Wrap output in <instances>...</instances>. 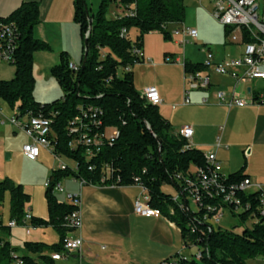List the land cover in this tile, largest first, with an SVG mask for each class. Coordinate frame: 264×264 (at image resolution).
<instances>
[{
  "label": "trees",
  "instance_id": "16d2710c",
  "mask_svg": "<svg viewBox=\"0 0 264 264\" xmlns=\"http://www.w3.org/2000/svg\"><path fill=\"white\" fill-rule=\"evenodd\" d=\"M111 1L114 0H99L96 13L90 14L85 0H73V21L78 25L82 41L80 62L86 40L85 64L83 69L80 63L76 70L69 68L68 54L61 51L49 73L59 85L62 96L43 104L36 102L32 95L34 53L50 50L48 43L33 35V28L39 22V5L36 1H25L6 17H0V24L12 28L10 64L14 66L12 78L0 80V100L16 107L19 114L30 113L49 119L53 131L49 136L52 152L72 163L63 162V168L58 164L48 176L49 183L43 194L45 218L29 211L28 222H23L30 195L21 184H14L9 179L0 181V203L5 191L9 193V222L14 221L19 227H50L57 235V240L51 244L24 241L25 253L16 255L18 248L9 242L11 227L0 219V264H56L50 254L60 252L64 238L73 231L65 217L76 209L72 202L58 200L52 190L66 177L93 185H141L148 204L174 223L181 236L184 253L176 252L159 262L247 264L248 258L264 257V215L260 213V192L235 191L234 197L245 206L241 212H235L234 205L222 201L223 194L218 197L204 195L203 203L228 208L241 223L252 220L251 227L240 232L214 228L213 225L209 231L211 224L202 220L204 208L192 210L185 195L174 199L182 188L175 175L190 174L193 166L207 168L204 153L175 135L169 121L159 113L158 105L151 104L134 87L130 67L143 62L144 36L156 31L164 40H169L171 35L164 27L183 22L184 0H118L123 12L132 14L115 13V16L108 17ZM232 28H225V33ZM132 30L136 32L134 38L130 37ZM242 36L245 42L250 40L244 30ZM0 43L3 44V40ZM206 48L210 49L209 46ZM182 67L184 73L207 69L203 62L189 60H184ZM118 69H121L120 73ZM252 97L257 99V93ZM107 129H111V134L116 132L112 139L105 137ZM86 132L88 136L103 134L100 144L85 145L81 136ZM242 170L222 173L220 182L224 187L237 185L248 178ZM165 184L174 186L176 193H164L161 188ZM193 247L196 252H191L190 256L185 254V250Z\"/></svg>",
  "mask_w": 264,
  "mask_h": 264
},
{
  "label": "crops",
  "instance_id": "0c3cea01",
  "mask_svg": "<svg viewBox=\"0 0 264 264\" xmlns=\"http://www.w3.org/2000/svg\"><path fill=\"white\" fill-rule=\"evenodd\" d=\"M25 1H36L39 5V22L33 28V35L49 44L50 50L46 52L65 51L70 63L78 65L82 41L78 25L72 19L73 0H0V17H6ZM204 3L210 6L211 11L212 5L208 0H192L189 5H185L184 20L179 25L194 27L199 24L200 21L188 17L187 10L195 14L202 12ZM220 25L221 35L215 41L226 48L232 46L233 54L224 48L215 55L212 42L201 41L197 50L202 48L204 56L199 59L197 53L190 50L189 46L185 47V44L179 42L180 38L176 39L177 36L164 40L156 31L148 33L149 36L145 35L147 37L144 36L146 39H143V62L148 61V66H155L156 62H165L166 58L172 59L181 70L182 82L179 80V84L168 91L157 88L153 81L143 88L150 85L157 88L161 99L158 105L159 113L169 121L172 128L177 127L174 132L184 125L191 126L193 132L188 140L190 147L197 148L204 154L214 153L224 174L243 168L242 173L249 177L252 184H259L264 188V78L236 81L227 74H216L211 68L203 71L210 80L206 88H189L183 78L184 60L202 63L207 50L214 54L216 61L243 55L245 41L242 31L232 28L225 33V28L229 27ZM64 26L70 28V42L64 36ZM175 27V24H170L168 29ZM198 32L199 38L209 40L206 31L201 29ZM152 37L158 40V47L155 42L151 44L148 41ZM171 42L175 45L174 49H165ZM178 45H181V48H177ZM261 70L264 72V66ZM185 90H188L190 102L184 105L181 102ZM217 91H222L226 99L232 95L241 97L246 104L231 107L218 104ZM254 93L261 96V101H253ZM179 112L186 119H177ZM72 183L75 186L72 191L63 185L62 187L65 192L80 195L81 227L74 235L82 238V246L80 250L71 252L61 260L72 258L74 264H155L176 252H183L180 232L174 223L162 215L140 216L134 213V201L137 198L142 199L145 193L141 186L80 185L78 181ZM31 214L36 215L35 212ZM12 229L10 228L9 236L11 245ZM262 261L264 264V257Z\"/></svg>",
  "mask_w": 264,
  "mask_h": 264
},
{
  "label": "built area",
  "instance_id": "2783aa9c",
  "mask_svg": "<svg viewBox=\"0 0 264 264\" xmlns=\"http://www.w3.org/2000/svg\"><path fill=\"white\" fill-rule=\"evenodd\" d=\"M211 5V15L223 26L239 28L247 32L250 40L245 42L243 55L238 58H229L222 61H216L214 54L207 50L206 58L203 61L207 68H211L213 72L219 75L227 74L236 81H242L245 79H257L264 78V72L261 68L264 66V15L259 18L258 16V3L257 0H208ZM123 8V7H122ZM124 14H132L131 12H123ZM170 25V24H169ZM167 29L171 36H180L179 42L184 45L189 40H195L197 37V30L185 25H176L173 29ZM122 30V34H124ZM88 32H86L87 35ZM12 28L6 24H0V40H3V44L0 43V61L10 63L12 60L10 44H11ZM234 39V37H232ZM135 52H138L135 50ZM165 62H174L170 58H166ZM69 68L76 70L77 65L69 63ZM184 81L188 84L189 88H206L210 84V80L207 74L203 72L184 73ZM188 90L184 91V97L182 104H188L189 98L187 95ZM141 95L153 105H159L161 102L158 90L155 86L150 85L142 89ZM261 96L253 101L260 100ZM217 103L231 106H242L246 102L241 97L232 95L226 99L222 91L216 92ZM252 101V102H253ZM2 108L0 107V126L10 125L13 129L21 128L28 138V141L22 145L21 151L23 155L30 159L35 160L38 157L41 148L48 149L50 152L53 150V145L49 136L53 135L52 128L50 126L49 119L42 116L31 115L30 113L17 114L11 116H4L2 114ZM192 128L189 125L182 126L179 130L174 132L175 135L186 139L187 141L192 136ZM111 135H105L106 138L112 139ZM103 134H94L88 136V133L82 134V142L85 145L100 144V140ZM90 154V151H88ZM53 156L59 160V166L64 167L63 161L60 157ZM207 168H201L193 166L190 174L181 175L180 173L175 175L176 180L181 183V191L174 195V199L185 195L188 201L197 208H204L205 212L202 216L203 221H208L211 225L208 226V230L212 229V225L219 224L220 218L224 210L228 208L223 207L220 204L203 203L202 197L204 195L210 197L221 196V200L234 205L235 212H241L245 209V206L240 205L239 200L234 197L235 191H242L244 193L250 191H259L260 197V213L264 215V188L259 184H252L249 177L244 178L237 185H230L224 187L220 182V176L222 174L220 164L215 157L214 153L204 154ZM106 167V171H107ZM104 177H102V181ZM80 185L85 184L83 181H79ZM49 180L44 182V186L48 185ZM111 186H117L110 184ZM139 185V184H138ZM141 186V185H139ZM142 187V186H141ZM143 188V187H142ZM144 189V188H143ZM54 193H61L64 195L65 200L72 202L76 209L65 217L66 223L73 229L72 232L64 238L62 243V250L60 252H54L50 254L53 261H59L63 257L69 255L71 252L80 250L82 246V238L79 235H74L75 231H78L81 227L79 207H80V195L79 193L65 192L61 183H56L52 188ZM145 190V189H144ZM228 190L226 193L225 191ZM133 211L140 216H160L157 209L152 208L148 204V198L146 193L142 196V199L137 198L133 204ZM30 218L29 210L24 215L23 222H28ZM10 227L16 226L14 221L9 222ZM25 226V233H29V228ZM156 264H165L164 262H157ZM174 264V263H172Z\"/></svg>",
  "mask_w": 264,
  "mask_h": 264
},
{
  "label": "rangeland",
  "instance_id": "374dc122",
  "mask_svg": "<svg viewBox=\"0 0 264 264\" xmlns=\"http://www.w3.org/2000/svg\"><path fill=\"white\" fill-rule=\"evenodd\" d=\"M85 2L89 9V13L95 14L99 5V0H85ZM190 2H192V0H184L185 5H189ZM257 3V13L259 18H261V16L264 15V0H257ZM202 10V12H197L196 14L187 10V14L190 19L196 20L197 22L200 21V23L196 26L188 27L196 28L197 32L203 29L206 31L205 33L209 35L207 38L209 40H203V38H199V36H197L196 40H189L184 45L185 47L189 46L190 50L196 52L199 59L202 58V55L204 56V50L202 48L197 50L201 41H211L215 55L226 48V46H223L219 42L215 41V39H218L221 35V25L211 15L210 6L204 3ZM123 11L124 9L119 6L118 0H114L108 5L107 15L108 17H113L115 16V13L121 14ZM63 33L65 38H67V41L70 42L72 37L70 28L68 29L64 26ZM135 33L136 32L132 30L130 37L134 38ZM146 35L149 36L148 34ZM178 38H180V36L176 37V39ZM148 41L151 44L155 42L156 47L159 46L158 40L156 41L154 37L150 38ZM170 44L171 45H167L164 48L168 50L174 49L173 47H175V45H173L172 42ZM177 48H181V45H178ZM228 49L231 51V54H233L232 46H228L225 50ZM81 54L82 52H80L77 63L80 61ZM58 55L59 52L48 53L46 51H36L34 53L32 73L35 82L32 95L36 102L41 104L48 103L62 96V91L59 85L49 73L50 67L57 63ZM153 61H155L154 58ZM156 63L157 64H155V66H148V61H145L143 63H136L130 67V70L133 73V83L137 91L141 92L144 85L148 84L150 81H153L157 88L168 91L169 89H174L179 84V80H182V77H180L181 70L175 62L162 61L161 63ZM13 70L14 66L12 64L0 61V80L11 79L13 76ZM118 72L120 73L121 69H118ZM0 107L3 111L2 114L6 117L17 113L16 107L12 108L2 100H0ZM177 119L184 120L186 117L181 116V113L179 112L177 114ZM173 128V130H176L177 127L173 126ZM107 134H111V129H107ZM27 141V136L21 128L13 129L10 125L0 126V181L9 179L14 184H21L25 192L30 195V202L26 205V209H30L31 213L35 212L37 216L45 218L47 213L43 195L45 191L44 182L48 179L51 170L57 167L59 160L53 156L52 152L44 148L40 149L39 156L35 160L26 158L23 155L21 148ZM61 160L67 165H72L71 161L64 156L61 157ZM73 181L77 180L73 179V177H66L61 180V185L72 191L75 187L72 183ZM161 189L164 193L169 195H174L176 193V189L172 185L165 184ZM55 194L58 200H65L63 194L57 192ZM189 206L192 210L195 209V206L191 203V201H189ZM0 219H2L4 224L9 223V193L7 190L5 191L3 201L0 203ZM251 224V219L241 223L238 216L232 215L228 210H224L219 224H215L213 227H220L223 230L240 232L244 228H250ZM11 228H13L11 240L12 246L18 248L16 255H22L25 253L22 248L24 241H42L44 243L51 244L57 239L55 231H53L50 227L34 228L37 231H33L34 229L32 230L28 227L30 231L28 234L25 233V226H14ZM191 252H196V248L193 247L185 250V254L188 256H190ZM262 258L263 257L260 256L248 258L246 262L247 264H263ZM74 263L75 261L72 258L66 261L61 260L56 262V264Z\"/></svg>",
  "mask_w": 264,
  "mask_h": 264
},
{
  "label": "water",
  "instance_id": "95a60500",
  "mask_svg": "<svg viewBox=\"0 0 264 264\" xmlns=\"http://www.w3.org/2000/svg\"><path fill=\"white\" fill-rule=\"evenodd\" d=\"M86 53H87V47H86V40H84V51H83V56H82V60L80 62V68L83 69L84 64H85V60H86ZM250 91V89L248 88V92Z\"/></svg>",
  "mask_w": 264,
  "mask_h": 264
}]
</instances>
